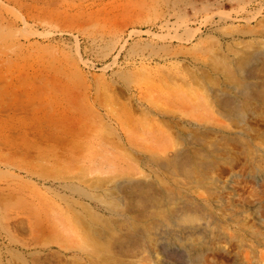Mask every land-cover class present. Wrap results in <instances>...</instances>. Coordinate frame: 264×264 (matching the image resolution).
<instances>
[{
    "label": "bare ground",
    "instance_id": "obj_1",
    "mask_svg": "<svg viewBox=\"0 0 264 264\" xmlns=\"http://www.w3.org/2000/svg\"><path fill=\"white\" fill-rule=\"evenodd\" d=\"M152 1L122 30L138 67L119 121L86 98L101 88L36 107L0 264L4 233L18 264H218L233 242L248 248L234 264H254L264 204L233 198L264 186V0Z\"/></svg>",
    "mask_w": 264,
    "mask_h": 264
},
{
    "label": "rangeland",
    "instance_id": "obj_2",
    "mask_svg": "<svg viewBox=\"0 0 264 264\" xmlns=\"http://www.w3.org/2000/svg\"><path fill=\"white\" fill-rule=\"evenodd\" d=\"M48 2L49 6L44 0H0V203L3 201L0 209L3 220L6 197L15 185L25 181L24 167L30 153L28 143H34L35 138L32 134L29 140L28 125L40 113L36 107L50 102L49 98L53 101V97H59L65 89L87 88L94 93L101 88V98L95 94L86 98L90 104L92 101L97 103L103 115L116 121L121 119L125 113L123 104L128 97L122 90V74L127 70L133 79L138 67L135 55L138 37H130L127 47L119 53L123 43L122 30L126 24L130 30L131 19L139 12V7L151 6L153 1L120 0L111 4L108 0ZM229 9V6L225 8ZM219 86L227 89L224 84ZM98 98L108 107L98 103ZM114 116L119 117L115 119ZM240 184L236 189L238 194L233 198L236 204L247 201L264 204V186L261 189L256 184ZM252 219L250 217L249 222H254ZM7 243L4 233L3 264H18L12 254L15 252L10 253ZM249 243L253 245L250 257L254 264L264 262V245L253 239ZM11 248H14L13 243ZM230 249L231 253L218 255V264H234L235 251L240 250L234 242ZM245 249L240 252L248 254V248Z\"/></svg>",
    "mask_w": 264,
    "mask_h": 264
}]
</instances>
